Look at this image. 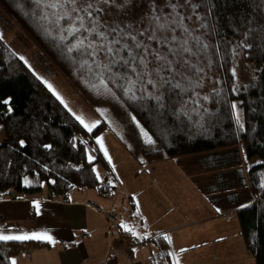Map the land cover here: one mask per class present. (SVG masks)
Masks as SVG:
<instances>
[{"label": "trees", "instance_id": "16d2710c", "mask_svg": "<svg viewBox=\"0 0 264 264\" xmlns=\"http://www.w3.org/2000/svg\"><path fill=\"white\" fill-rule=\"evenodd\" d=\"M152 2L130 0L123 8H108L102 18L143 28L150 23ZM193 3L200 5L196 11L203 20L193 16L184 21L192 35L201 38L199 45L189 39L196 53L186 54L196 66L189 73L191 84L185 82L184 92H166L164 107L160 108L153 100L130 101L108 82L115 96L94 88L99 82L87 66L81 67L84 57L67 52L55 27L42 19V6L35 0H0V8L64 78L79 74L95 93L93 108L106 110L99 114L100 125L87 132L0 39V200L35 196L45 190L54 199H65L74 190H95L102 198H112L114 185L94 171L97 164L109 167L96 144L99 134L107 130L123 140L135 131L140 138L135 149H141L138 157L145 164L242 148L245 162L258 158L260 163L246 168L254 201L237 215L249 255L256 264H264V0ZM183 11L186 17L192 12L190 7ZM201 23L207 28H201ZM177 35L182 32L177 30ZM153 46L157 45L153 42ZM132 116L149 133L153 144L146 143ZM20 141H24L23 147ZM89 147L95 150L91 163ZM154 243L165 264H174L166 237L159 235ZM50 247L42 241H0V264H12L14 258L29 250Z\"/></svg>", "mask_w": 264, "mask_h": 264}, {"label": "crops", "instance_id": "0c3cea01", "mask_svg": "<svg viewBox=\"0 0 264 264\" xmlns=\"http://www.w3.org/2000/svg\"><path fill=\"white\" fill-rule=\"evenodd\" d=\"M91 120L86 122L100 124L94 114ZM104 134L110 157L125 151L114 133L107 130ZM154 166L108 167L100 175L108 177L116 189L109 199L95 190H74L65 199H54L45 190L35 196L0 200V234L52 237L51 241L11 240L51 244L50 248L29 250L13 261L165 264L154 243V238L162 235L174 264H256L246 249L237 215L254 201L247 181L248 167ZM90 203L104 214L106 210L117 214L113 249L109 248L106 220L89 207Z\"/></svg>", "mask_w": 264, "mask_h": 264}, {"label": "snow or ice", "instance_id": "6c2138e0", "mask_svg": "<svg viewBox=\"0 0 264 264\" xmlns=\"http://www.w3.org/2000/svg\"><path fill=\"white\" fill-rule=\"evenodd\" d=\"M129 2L130 0H122L119 4L117 0H35V3L44 9L42 19L55 27L59 39L67 46V52H76L84 57L81 67L87 66L89 73L99 82L98 85L93 84L94 88L98 90L103 88L115 96L112 88L107 86L106 82H108L120 89L130 101L153 100L158 107L163 108L166 92L177 89L184 92L185 82L191 84L189 73L196 66L187 59L186 54L194 56L196 53L189 46V39H193L199 45L201 38L193 36V30H190L184 21L192 20L193 16L203 20L196 11L200 5L193 3V0H153L150 5V23L143 28H134L132 24L115 21L109 23L108 19L102 18L108 8L113 6L123 8ZM187 7H190L192 12L186 17L183 10ZM200 27L207 28V24L201 23ZM177 30H180L182 35H177ZM153 42L157 46L154 47ZM203 47L207 48L208 45L204 44ZM162 49L166 50L162 51ZM197 71L202 70L197 69ZM233 76H236L235 71ZM196 86H199V81ZM47 87L56 99L72 112L53 86L47 84ZM204 99L207 97L205 96ZM236 107V104L232 105L233 109ZM184 114L188 115L187 112ZM72 115L89 133L99 125V121L86 122L83 116L75 112H72ZM131 119L137 124L146 143L153 144V139L136 117L132 116ZM239 119L237 114V120ZM19 143L24 146V141ZM96 143L111 162L103 137L96 138ZM93 160L94 157L88 155V161L91 163ZM97 178L99 179V176ZM35 207L39 210V202L35 203ZM126 230L131 231V229ZM39 239L51 241L52 237L46 234H0V241ZM12 264L16 262L12 261ZM176 264H179V261Z\"/></svg>", "mask_w": 264, "mask_h": 264}, {"label": "rangeland", "instance_id": "374dc122", "mask_svg": "<svg viewBox=\"0 0 264 264\" xmlns=\"http://www.w3.org/2000/svg\"><path fill=\"white\" fill-rule=\"evenodd\" d=\"M0 36H2L1 40L19 58H24V63L25 61H27V63L25 64L31 69L35 76L41 79L46 86L47 84H51L53 86V88L64 99L65 103L68 104L69 108L72 109V112H75L77 115L83 116L87 121H93L91 120L92 114H94L92 109L97 114L94 115L96 117L98 116V119L100 116V112L103 113L104 111H106L105 109L95 110L93 108L95 107L93 104V96L95 95V93L93 92L92 87L88 83H86L79 74H75L74 76H72L74 78H64L61 72L50 62V60L46 56H44L40 52L39 48L29 39L28 36L24 34L20 27L14 21H12V19H10L1 8ZM240 78L243 79L244 76L241 74ZM45 81L47 83H45ZM104 133L105 132L100 133L98 137H103V141L108 142V138H105ZM2 136L3 131L0 127V140L2 139ZM117 140L120 142L121 147H123L125 151L118 153L117 156L111 157L109 167H118L119 169H122L123 167H157L154 165H158V167H210V169H213V167H253L260 163V160L258 158L249 161L248 163L245 162L242 148H233L230 150L215 151L193 156L181 157L164 162L151 163L150 165L153 164V166H150L149 164H145L143 160L138 157L141 149L136 151L135 147L138 145L140 146V138L135 131L134 134H128V137H125L124 140L120 139L119 137H117ZM105 148H109L108 145H105ZM94 151L95 150L92 147H89L88 155H92L93 157H95ZM105 158L108 160L107 157ZM94 171L95 173H101L102 175L103 172H106L107 170L103 165L97 164L94 166ZM105 212H109L115 215L117 223L118 217L115 212H113L112 210H106ZM106 223L108 225L107 220ZM107 238L109 239V241H111V247L109 246V248L113 249L114 245L117 244V242L113 240L114 236L111 239L107 235Z\"/></svg>", "mask_w": 264, "mask_h": 264}, {"label": "built area", "instance_id": "2783aa9c", "mask_svg": "<svg viewBox=\"0 0 264 264\" xmlns=\"http://www.w3.org/2000/svg\"><path fill=\"white\" fill-rule=\"evenodd\" d=\"M89 207H91L97 214L102 215L105 220L108 222V230L107 235L112 239L115 234V227H116V216L112 213H106L104 214L100 207H97L96 205H93L92 203L88 204Z\"/></svg>", "mask_w": 264, "mask_h": 264}]
</instances>
